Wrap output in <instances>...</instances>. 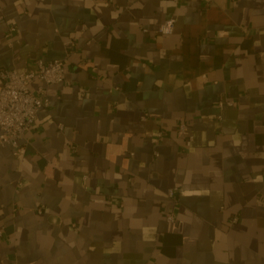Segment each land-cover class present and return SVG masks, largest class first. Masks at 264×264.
<instances>
[{
    "label": "crops",
    "instance_id": "obj_1",
    "mask_svg": "<svg viewBox=\"0 0 264 264\" xmlns=\"http://www.w3.org/2000/svg\"><path fill=\"white\" fill-rule=\"evenodd\" d=\"M38 58L66 81L0 147V264H264V0H0V70Z\"/></svg>",
    "mask_w": 264,
    "mask_h": 264
},
{
    "label": "built area",
    "instance_id": "obj_2",
    "mask_svg": "<svg viewBox=\"0 0 264 264\" xmlns=\"http://www.w3.org/2000/svg\"><path fill=\"white\" fill-rule=\"evenodd\" d=\"M176 2L183 0H175ZM211 2L212 0H203ZM175 19H169L158 26L156 33L163 36H169L175 29ZM147 32V30H144ZM15 27L8 31L7 38L11 40L15 34ZM37 69L35 71L19 72L15 69L0 70V147H10L13 154L17 157L24 156L27 153L26 136L34 127L38 119L39 112L50 107L48 89L53 85H58L66 81V65L64 59H54L45 61L38 58L35 61ZM39 83L38 91H31V86ZM84 91V90H83ZM232 105L231 102L228 103ZM219 107L224 103L219 102ZM148 118V114L143 120ZM189 130L187 123L180 122L179 131L186 133ZM165 133H157L158 138H163ZM192 139L188 137L185 146H191ZM86 179V177H85ZM180 194L179 188H172L168 192V198L177 202ZM41 213V210H39ZM177 219L176 213H167L166 221L174 223ZM234 218L233 222H237Z\"/></svg>",
    "mask_w": 264,
    "mask_h": 264
}]
</instances>
